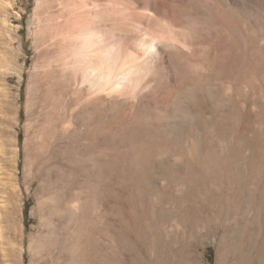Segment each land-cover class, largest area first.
Returning <instances> with one entry per match:
<instances>
[{
	"label": "bare ground",
	"instance_id": "obj_1",
	"mask_svg": "<svg viewBox=\"0 0 264 264\" xmlns=\"http://www.w3.org/2000/svg\"><path fill=\"white\" fill-rule=\"evenodd\" d=\"M55 157L87 191L67 173L40 180L45 235L29 239L31 264L54 250L58 264L90 263L105 227L92 197L108 178L129 189L126 225L151 247L221 221L226 255L264 264V0H0L8 264H23L24 192Z\"/></svg>",
	"mask_w": 264,
	"mask_h": 264
},
{
	"label": "rangeland",
	"instance_id": "obj_2",
	"mask_svg": "<svg viewBox=\"0 0 264 264\" xmlns=\"http://www.w3.org/2000/svg\"><path fill=\"white\" fill-rule=\"evenodd\" d=\"M32 7H33V2L30 5V10L28 14H26L24 18L25 32H27L30 27V23H31L30 12ZM55 158L52 160L50 167H48L52 169H48V170L46 169L47 171L44 170L40 172V174H38L39 177L36 176L38 182L31 190V192L28 194L24 192L22 217H21V221L23 224V239H24L23 245L25 247V252L23 254V264H31L30 262L31 260L27 253V247L30 237H34L39 234L45 235L43 227L40 226L41 217L39 213H37L38 212L37 197L41 195L40 193L41 188H39L40 180L44 181L48 177V179L51 180V182L52 181L54 182L58 180L60 173H64V174L67 173V174H71L74 178L73 184L75 186H73L72 184L71 188L72 187L73 188L72 189L70 188L71 190H73L74 192L75 191L77 192L78 189L80 190L78 192L87 191L88 185H87V181L85 180V177L83 176V172H81V170H78L76 172L75 169L67 168V166L66 167L61 166L60 165L61 159L60 158L55 159ZM58 164L59 166H61V168L60 167L58 168ZM52 165L54 167H52ZM56 167L58 170L56 169ZM72 171L74 172V175ZM155 174H156V176L154 177L155 179L151 180V182L153 187L157 188L158 178L161 177V174H163V172L156 171ZM40 177L41 179H39ZM20 180H22L21 182L24 191V184H23L24 181L22 174L20 175ZM103 181L100 184L99 190L95 194L96 198L92 197V199H94L92 201V205L93 207H95L94 209H96L97 207L99 209L101 208L100 209L101 214L99 212L100 215L99 217L102 218L101 221L105 220L102 223L103 224L102 226H104L105 224V227L103 228L101 226L104 230L102 228L101 229L98 228L96 230L95 233L96 238L97 239L101 238L99 239L100 244L98 243L97 240H95L94 242L95 244L92 243V246L90 247V254H92V258H90L91 255H89L90 256L89 264L91 263L92 264H154V263L155 264L156 263L157 264H238L239 262L238 257L228 253L226 255V252L227 250H229L231 245L229 243L233 239L232 237L233 232L231 231L228 225L222 224L223 222L221 223V221H219L220 223L217 221L210 222V224L207 223V225L206 223L205 224L202 223L203 225H201V227H200L201 221H199L200 223L199 222L195 223L193 226L189 228L188 231L190 233L189 232L187 233L186 238L184 237V241L181 240L183 243L180 242L178 243L179 245L176 244V247L175 245H173V247L175 248L171 247V245L170 246L168 245L165 246V244L161 245V243H158L157 246H155V248L154 246H152L153 247L152 248L150 239L146 240L147 239L146 237V239L144 240V236H141L139 233L136 235L133 232V230L129 228L128 225H126L130 217L129 215L130 211L134 206L132 202L133 200L131 201L130 200L131 198H129L130 197V193H129L130 191H128L129 189L125 186L123 187V184L117 182L116 180H114V178L105 179L106 182ZM0 215H1L0 216V228H1L0 229V233H1L0 264H8L9 263L7 262L8 257H3L2 248H7V251L10 250L9 236L12 229L11 227L12 223L7 217V213L1 212ZM47 216L49 218L51 225L53 223L52 226L55 228V230H59L62 228V226L63 227L65 226L64 225L65 222L60 221L58 217H56L55 215H54L55 217L53 215H47ZM93 218L94 216L91 217V222L96 224V222H94L96 220ZM98 226L100 227V225ZM97 234L98 235L102 234V235L98 236ZM229 235L232 237V239L231 238L229 239ZM159 240L163 242L161 238ZM57 251L56 250L50 251L51 257H49L50 259L49 261L42 260L40 262L37 261L34 264H38V262L39 264H44V263L58 264L59 262L56 261L58 259L60 260L61 258ZM224 255L228 256V259ZM209 258L212 259L211 263L208 261ZM3 260H5V262H3Z\"/></svg>",
	"mask_w": 264,
	"mask_h": 264
},
{
	"label": "trees",
	"instance_id": "obj_3",
	"mask_svg": "<svg viewBox=\"0 0 264 264\" xmlns=\"http://www.w3.org/2000/svg\"><path fill=\"white\" fill-rule=\"evenodd\" d=\"M211 260H212L211 258L208 259V261H209L210 263H211Z\"/></svg>",
	"mask_w": 264,
	"mask_h": 264
}]
</instances>
